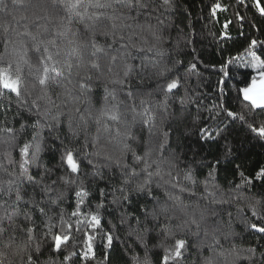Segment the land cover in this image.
I'll list each match as a JSON object with an SVG mask.
<instances>
[{"label":"snow or ice","instance_id":"snow-or-ice-1","mask_svg":"<svg viewBox=\"0 0 264 264\" xmlns=\"http://www.w3.org/2000/svg\"><path fill=\"white\" fill-rule=\"evenodd\" d=\"M237 3L251 12V27L259 31L256 21L264 22V0H237ZM11 4L14 8L31 9V19L36 22H50L51 9H59L67 14V22L60 17L52 39L42 38L50 31L46 25H40L35 32L25 28L16 33L20 44L17 55L19 61L29 67L30 88L26 87L19 62L14 71L11 63L0 66V94H14L21 104H27L28 99L34 97L29 111L34 109L36 117L31 140L14 145L18 148L19 161L12 159L10 151L0 154L10 165H16L12 172H7L0 164V171L8 176L0 180V243L4 248L13 249L11 254L21 257V264H41V244L32 247L35 231L32 213L38 211L41 216H48L47 210L62 202L64 189L74 193L75 208L67 220L61 211L59 232H53L55 224L47 223L44 237L51 240L49 247L56 253L63 254L69 245L75 249L81 241L83 247L79 253L73 250L64 255L61 264H66L73 256L85 262L94 259V233L101 236L104 264H112L114 241L118 239L113 232L117 230L126 229L127 237L134 238V244L143 250V255L133 254L128 261L125 257L132 247L125 244L123 251L115 252L116 264L120 261L124 264H181L190 247L187 234L192 232L193 226L197 239L201 232L206 238L211 236L216 244L220 243L217 233L227 238L222 224L209 231V205L229 204L233 191L254 187V180L264 181V165L255 170L254 179L246 175L244 145H237L234 136L235 126L239 125L251 141L264 143V40L245 37L242 50L236 55L222 56L219 67L213 65V70L219 74L218 102L214 104L217 111L208 118L212 124L205 122L197 128L196 139L209 150L215 147V152H209L211 159L198 152H193L189 159L186 152H181L183 145L174 147L171 137L181 126L187 127L185 106L193 101L187 93L179 95L181 77L177 73L182 61L175 56L180 53L174 56L170 46L165 48V21L159 15L162 9H179L176 0H11ZM220 7L214 4L212 14ZM7 10L8 4L0 0V11ZM237 16L241 21L246 19L239 13ZM140 17H143L142 23ZM74 23L82 24L83 29L73 31ZM8 31V27L3 26L6 50ZM100 37L104 38L103 43L98 42ZM222 39L227 41L231 37L225 32ZM29 41L35 53L34 62L25 59ZM196 69V63L189 64V73ZM101 80L104 81L102 94L94 91L95 82ZM229 81L233 82L235 92L231 99L239 102V112L230 106ZM57 88L63 90L56 94V99L64 98L61 104L53 99ZM41 102L46 106L43 110ZM82 104L86 107L81 108ZM63 108H67V112ZM65 117L68 134L54 137V141L60 142L59 164L55 168L42 166V132L45 129L49 135L59 132ZM93 124L96 131L90 135ZM6 131L12 133L13 129ZM81 132L85 138L82 145ZM188 135L190 133H185L184 139ZM101 160L103 165L99 163ZM85 162L93 170L91 173L83 171ZM34 167L36 172L32 171ZM105 168L110 170V175L103 171ZM204 169H207L206 174ZM229 170L239 175L240 183L225 193L216 180L222 171ZM200 176L204 179L200 180ZM97 181L105 182V187L99 189L100 202L93 208L87 201V184ZM107 188L111 189L112 200L106 204ZM186 199H195V203H186ZM245 199L256 219H246L244 224L264 237V192ZM134 204L136 212L124 210ZM85 206L89 209L87 212L83 210ZM110 208V215L119 212L118 217L114 216L119 223L110 219L105 229L102 210ZM21 209L25 210V220L32 226L16 225ZM211 215L217 213L212 211ZM228 215L231 217V213ZM51 219L48 216V220ZM18 231L26 235L19 244L16 243ZM153 233L165 239L178 234L184 238L174 239L169 246L161 241L149 247ZM155 248L163 251L156 261L153 259ZM247 251L254 255L257 249ZM231 255V251L220 252L206 258L204 264H221L218 257ZM261 256L264 264V253ZM5 259L7 253L0 251V264H5ZM45 264H55V261Z\"/></svg>","mask_w":264,"mask_h":264},{"label":"trees","instance_id":"trees-1","mask_svg":"<svg viewBox=\"0 0 264 264\" xmlns=\"http://www.w3.org/2000/svg\"><path fill=\"white\" fill-rule=\"evenodd\" d=\"M8 4L7 11H0V66H7L9 63L12 64L13 71L17 63H20L22 74L25 76L26 87H31V80L28 77L29 67L27 64L19 61V56L17 51L20 47L19 38L17 37V32H23L25 28L29 31L35 32L36 28L40 25H46L50 31L45 33L42 38L52 39L54 38L58 21L60 17H64L65 22H67V14L59 9H51L53 15L50 17V22L48 20H41L36 22L31 19L32 10L25 6L13 7L11 0H5ZM179 4V9H168L163 10L159 13L160 18L165 21L164 25V35L166 37L165 48H169L175 56L176 52H179V56H175L176 59L182 61V64L178 65V75L181 77V88L179 90V95H184L187 93L188 97L193 101L192 103L186 105V111L188 114L187 127L181 126L179 131H174L172 133V143L175 147L176 144L183 145L181 147V152H186L189 159L192 157L193 152H198L201 156L209 155V152H215V147L211 150L208 149L207 145L201 146L196 139L197 128L203 126L205 122L212 124V121L208 118L216 114L217 109L214 104L218 102V87L217 81L219 74L213 70V65L219 67V64L223 57H227L229 54L236 55L238 50H242L245 46V37L248 38H258L264 40V22L256 21L259 31L251 27V12H246L243 5L237 3V0H176ZM219 4L221 7L216 9L215 15L212 14V6L214 4ZM59 12V15L55 13ZM237 13L240 16H245L246 19L241 21ZM135 15V13H133ZM15 17V19L13 18ZM21 17H28L29 19L21 20ZM139 22H143V17H140ZM128 23H134L133 21H128ZM153 24L156 23L155 20L152 21ZM227 24V28L225 25ZM7 26L9 31L7 33V50L5 48V34L3 33V26ZM73 31H81L83 29L82 24H73ZM226 32L230 40H223L222 34ZM243 33V35L241 34ZM27 40V38H24ZM103 37L99 38L100 43H103ZM31 42L26 44L29 47L28 55L25 59L30 62H34L35 53L31 51ZM223 50V51H221ZM135 54V53H134ZM138 63V61H137ZM190 63H196L197 69L191 73L188 72V67ZM104 81L95 82L94 91L101 93L103 92ZM233 88V82H228V89L230 91V106L233 110L239 112L240 104L239 102L232 100L231 97L235 96ZM63 90L60 88L55 89L53 93V99L56 100L57 104H61V99H56V94L61 93ZM26 95V94H25ZM31 97L28 99L27 104H21L17 100L14 94L4 93L0 94V154L5 152H12V159L19 161L18 148L14 145H19L24 141H29L32 138L33 129L32 124L35 122V115L33 112L29 111L31 105ZM162 98V97H161ZM155 101V97L152 98ZM130 103V101H129ZM139 104V100H137ZM42 110L46 107L43 102H41ZM81 108L86 107V105H80ZM96 107L99 108L100 104L97 103ZM67 112V108H63ZM121 111L124 112L123 107ZM53 114L55 110L53 109ZM127 118L131 119V113L127 114ZM50 119V117H49ZM223 119V117H221ZM111 126L112 122H108ZM24 125L25 127H22ZM236 131L234 132L235 143L237 145L243 143L245 151V170L246 175H250L251 178L255 177V170H258L259 165H264V143L259 141H251L250 138L245 136L244 131L236 125ZM13 129L12 133L6 131V129ZM167 130V129H164ZM95 125L93 124L89 130V134H95ZM139 131V129H137ZM190 133L187 139H184V134ZM68 134L67 118L65 117L64 126L59 132H53L51 135L48 134V130L45 129L42 132L44 139L41 142L42 151L40 153V162L42 166H47L48 168H55L58 166L60 161V151H59V141H54V137L60 135L61 138ZM145 139L147 138V132H144ZM84 133L81 132L79 140L81 145L84 143ZM162 139V137H160ZM209 159L211 156L209 155ZM187 161H183L186 163ZM101 165L104 161H99ZM0 164H3L7 169V172H12L16 165H10L3 156H0ZM43 168H41V171ZM36 172V168L32 169ZM83 171L91 173L93 170L90 166L86 165L83 167ZM104 172L111 174L109 169H103ZM207 173V169L203 170ZM8 179L7 173L5 171H0V180ZM167 179V177H166ZM200 180L204 177L200 176ZM240 183V177L238 174H233L232 171H222L217 177L216 184L219 188L223 189L225 193L228 192L229 188H235L236 184ZM254 187H248L242 190H235L232 192V202L229 204H212L209 205L208 213V229L211 232L216 228L217 224L223 225V232L227 233V238L224 234L217 233L216 239L220 241L219 244L214 243L211 236L204 237L203 232L200 233L199 239L193 235L195 232V227H192V232L187 234V239L189 240L190 247L184 253V259L181 264H204L206 258L211 257L220 252H232L231 256L218 257L221 264H262V256L264 253V237L259 234L252 232L248 229L244 221L246 219L255 220L252 217L251 211L247 207L248 201L245 197H252L255 193L264 192V181H255ZM105 187V182H94L87 184L89 197L87 198L88 203H90L93 208L96 204L100 202V188ZM163 189L160 190L161 195H163ZM202 188L198 190L197 195L199 196ZM106 192L108 195L105 198V203L107 204L112 200L111 189L107 188ZM76 198L74 193L70 190L64 189V198L58 206H55L48 211V216H51V221L48 220V216H41V214L36 211L32 213V221H34L35 231L34 240L32 242L33 249L37 243L41 244V252L43 255L40 256L41 264L49 260L55 261V264H61L63 261V256L67 255L69 252L75 250L76 252H81L83 247L82 241L78 246L73 249L71 245L64 250L63 254L53 252L49 247L51 243L50 239H45L44 233L46 231L45 225L47 223L55 224L56 227L53 228V232H59L61 230L60 226V213L61 211L65 214V219L71 216L72 211L75 208ZM186 203L194 204L195 199L189 201L186 199ZM204 203V202H202ZM115 206H113L114 208ZM87 212L88 207L83 209ZM125 211L136 212L137 208L135 204L131 208H125ZM25 210L21 209V214L16 219V225L20 228H25L32 226L29 221L25 220L23 212ZM215 211L216 216H212L211 212ZM112 209L108 211L102 210V217L104 220L103 227L107 229L109 227L108 221L111 219L113 223L118 224V219H114L119 216V212H115L112 215ZM231 213V217H229ZM11 231V229H9ZM78 236L80 234H77ZM96 239L94 243L95 258L89 259L88 261H83L73 256L72 259L66 264H104V252L105 249L101 242V236L99 233H94ZM113 235L118 237L114 241L115 249L113 251L112 264H116L115 252L123 251L124 245L128 244L132 247V251L126 254L125 259L131 260L133 254L143 255V250L139 249L134 244V238L129 239L127 237V231L117 230L113 232ZM184 238L182 234H178L175 238L165 239L163 236H157L153 233V240L150 242L149 247L154 243L164 242L165 246H169L174 243V239ZM4 239H7V235ZM26 239L24 232H17L16 243H21L22 240ZM249 248H256L255 254L249 253L247 250ZM0 251L7 253V259H5V264H21V257L13 256L11 253L13 249H5L3 243H0ZM154 261L158 260L160 256L163 255L161 248L153 249ZM26 259V256L24 257ZM120 264H124L120 261Z\"/></svg>","mask_w":264,"mask_h":264}]
</instances>
